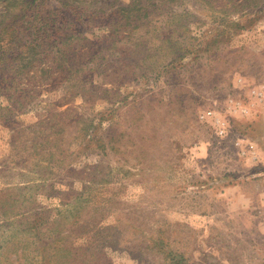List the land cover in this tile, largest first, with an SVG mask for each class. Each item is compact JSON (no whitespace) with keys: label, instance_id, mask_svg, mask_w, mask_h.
<instances>
[{"label":"rangeland","instance_id":"obj_1","mask_svg":"<svg viewBox=\"0 0 264 264\" xmlns=\"http://www.w3.org/2000/svg\"><path fill=\"white\" fill-rule=\"evenodd\" d=\"M0 264H264V0H0Z\"/></svg>","mask_w":264,"mask_h":264}]
</instances>
